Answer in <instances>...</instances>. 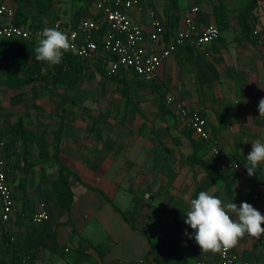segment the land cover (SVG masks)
Segmentation results:
<instances>
[{"label": "crops", "instance_id": "0c3cea01", "mask_svg": "<svg viewBox=\"0 0 264 264\" xmlns=\"http://www.w3.org/2000/svg\"><path fill=\"white\" fill-rule=\"evenodd\" d=\"M140 1L142 8L131 11L135 22L149 27V11L153 10L167 26L165 41L155 45L157 50L175 38L195 6L200 8L196 18L200 25H221L225 30L220 29V39L206 48L180 47L161 66L153 84H144L129 74L131 81L152 89L156 86L160 91L155 94L147 88L142 96L137 95L134 100L139 106L126 111L125 120L101 100L103 94L98 89L122 88L120 81L107 77L106 81L99 77L90 81L82 76L74 87L85 90L82 99H76L74 88L67 94H56L53 106L48 105L44 113L28 110L8 94L0 97V134L22 128L45 134L41 142L36 139L35 146L32 143V168V162L26 167L21 159L14 162L5 152L12 167L15 212L10 221L3 222L0 202V264H133L142 260L166 264L163 247L172 243L181 246L189 264L218 261L220 254L201 252L194 230L184 222L189 207L186 196L190 200L206 191L233 202L228 199L225 182L199 167V160L226 178L238 207L247 202L264 215V163L251 177L245 167L252 142H264V117H259L258 111L264 98V44L245 36L239 25V17L251 0H176L170 9L169 0ZM24 2H20L21 7L15 0H0V5L14 8L16 21L19 17L23 24L33 26L56 20L76 26L97 14L88 0H50L48 8H40L39 22L28 14H39V0ZM2 22L0 18V25ZM255 23L264 29L261 15L256 14ZM133 85L138 90L137 84ZM168 95L209 120L222 159L209 154L207 145L198 149L193 145L182 122L162 104L161 99L165 103ZM91 96L92 102L88 101ZM63 106L67 120L57 124L63 128L59 157L71 171L70 210L59 206L55 196L56 141L48 135L57 128L50 124L60 115L55 108ZM42 123L47 132L40 131ZM234 163L240 165L238 170L232 167ZM45 209L50 221L35 224L34 215ZM186 231L193 238L186 236ZM231 250L236 264H264V235L259 239L245 235Z\"/></svg>", "mask_w": 264, "mask_h": 264}, {"label": "built area", "instance_id": "2783aa9c", "mask_svg": "<svg viewBox=\"0 0 264 264\" xmlns=\"http://www.w3.org/2000/svg\"><path fill=\"white\" fill-rule=\"evenodd\" d=\"M95 8V17L83 19L76 26H66L62 21L41 27L33 25H19L16 22V11L6 5H0V38L5 40L25 41L37 43L38 34L45 28L55 27L69 35L79 50L77 55L83 61L86 70L83 77L95 71L100 66L105 77L112 79L119 75L134 74L144 84H153L157 81L158 71L161 66L176 54L180 47L195 45L206 48L218 41L221 30L218 26L200 25L196 18L200 8L195 6L185 16L183 25L177 29L175 38L167 46L157 50L155 45L165 41L168 33L167 26L157 13L149 11L151 21L149 27L137 23L131 16L134 8L141 9L140 0H88ZM264 18V0H256L255 12L249 19L252 27L250 37L260 44H264V29L257 26L255 16ZM150 44V46H148ZM166 106L178 116L184 127H187L199 144L207 145L213 157L222 159L220 144L210 130L209 120L198 110L191 109L174 95L166 97ZM5 142H0V202L1 218L3 222L10 221L15 212V200L10 175L12 167L7 161ZM238 170V163L232 164ZM259 199V197L256 196ZM50 214L45 209L33 217L35 224L50 221ZM23 264H28L23 261ZM133 264H154L145 260ZM198 264H236L232 250L226 256L220 254L215 262L201 261Z\"/></svg>", "mask_w": 264, "mask_h": 264}, {"label": "rangeland", "instance_id": "374dc122", "mask_svg": "<svg viewBox=\"0 0 264 264\" xmlns=\"http://www.w3.org/2000/svg\"><path fill=\"white\" fill-rule=\"evenodd\" d=\"M16 4L18 6L22 7V4L25 5V0H15ZM22 4H21V3ZM32 2V1H31ZM177 1L176 0H169L168 1V7H172V4L174 5ZM50 0H39L37 6V10L39 11V14L36 15L33 12H29L30 16H33L37 21V16H40V8H48L49 7ZM241 17H239V21H241ZM40 22V21H39ZM38 25H41L38 23ZM240 25V23H239ZM220 27L222 31L225 30V27L221 25H217ZM241 27V25H240ZM5 44L7 46V49L0 53V97H4L5 95H10V99L13 98V102H16L17 104L24 103L28 110L36 109L39 113H44L46 111V108L49 107L53 102L56 101V96L58 94H67L70 92L77 84L80 83V80L77 79V75L71 76L70 78V84H66L63 81V78L60 76L62 68L66 64L65 57L62 58V61L58 65H50L44 62H38L35 60V47L28 45V46H20V42H7L4 39L0 38V47L1 45ZM25 45V44H24ZM66 54V53H65ZM64 54V55H65ZM101 70L92 72L93 74L90 75L89 79L90 81L95 80V78L99 77L100 79H104L103 81H106L105 76H102ZM100 72V73H99ZM83 80V79H82ZM109 81V80H108ZM113 82H118L116 79L112 80ZM122 85V88L120 87L117 90H110V89H98L99 94H103L101 97L102 102L104 103V106L107 107L113 112L119 111V119L125 120L126 111H130L133 107H138V103L134 100L137 99L138 96H142L143 91H147V87L144 85H139L138 82L131 81L129 79V85L125 86L122 84V82H119ZM131 83V84H130ZM137 84L138 90H134V85ZM93 85L90 84L89 87H92ZM133 87V90H132ZM93 88V87H92ZM144 88V89H142ZM127 89V90H126ZM74 91H77V98L78 100L82 99L80 98V95L83 91L82 88H74ZM95 88L91 90L92 93H94ZM118 92V96L115 95V92ZM151 91L155 94L158 93V90L152 89ZM87 93V92H86ZM55 94V95H54ZM57 94V95H56ZM2 95V96H1ZM12 95V96H11ZM90 99L93 98L92 96L89 97ZM87 98V99H89ZM92 102L91 100H88ZM110 101L108 104L105 102ZM162 104H164L163 99L161 100ZM63 103V100H62ZM49 105V106H48ZM63 105V104H62ZM53 106V104H52ZM51 106V107H52ZM66 106V103L64 104ZM60 108L56 107L55 111H60V115H57V119L54 123H50L53 125L52 127H57L58 125H61V123L65 124L67 117H66V108ZM3 108L0 107V111ZM51 109V108H50ZM54 109V107L52 108ZM54 119V118H53ZM56 124V126H55ZM43 127H46V124L42 123L40 125V131L42 133L47 132V130H44ZM52 128V129H53ZM59 130V126L55 129L49 132L48 135H50L51 141L56 140L55 138V132ZM45 137V134H35V140L33 142V146H35L36 139H38V142H41L42 138ZM53 142V143H54ZM44 143H46V139H44ZM32 144L28 145L26 148L23 146L22 143H15L8 145V155L11 160L14 162L21 159L25 163V166L28 167L29 163L32 162V159L29 156H32ZM199 159V158H198ZM202 161V162H201ZM207 162L203 160L198 161V166L202 167L205 164V168L208 167L210 170L216 172L219 174L215 169H213L210 165L206 166ZM34 166V163L32 162L30 165ZM202 167V168H204Z\"/></svg>", "mask_w": 264, "mask_h": 264}, {"label": "clouds", "instance_id": "9594fccd", "mask_svg": "<svg viewBox=\"0 0 264 264\" xmlns=\"http://www.w3.org/2000/svg\"><path fill=\"white\" fill-rule=\"evenodd\" d=\"M78 51L68 34L52 27L38 34L34 57L38 62L58 65L65 53L77 54ZM258 111L259 117H264V98L259 101ZM246 160L247 174L251 177L264 163V142H252ZM185 200L189 207L184 222L194 230V240L202 253L226 256L245 235L255 239L264 235V215L247 202L238 207L236 203L224 202L206 191H200L194 199L189 200L186 196ZM185 235L193 238L187 231Z\"/></svg>", "mask_w": 264, "mask_h": 264}, {"label": "trees", "instance_id": "16d2710c", "mask_svg": "<svg viewBox=\"0 0 264 264\" xmlns=\"http://www.w3.org/2000/svg\"><path fill=\"white\" fill-rule=\"evenodd\" d=\"M255 4H256V0H251L250 5L244 10V12L242 14V19L240 21L243 34H245V36H247V37H249L251 35L250 33H252V27L248 24V19L255 12ZM16 22L19 25H22L24 23L23 20H21L19 17H18V20ZM41 26H43V25H34V27H41ZM167 40H168V38H167ZM6 41L11 42V43L15 42L13 40H6ZM20 43H23V44H20V46H22V47L28 46V45H31L34 47L37 46L35 43H32V42H20ZM6 49H7V46L5 44L1 45L0 53H3ZM65 59H66L65 60L66 64L62 68V71H61L62 74H60V76L63 78L64 83L70 84V82H71L70 78L72 79L71 76H75V75H77L76 77L78 80H81V78H83L82 77L83 72H84V70H86V67L83 65V62L81 61L79 56L77 54H73L72 52H67L65 54ZM99 68H100V66H99ZM103 74L106 75L105 73H103ZM90 75H88L86 77L89 78ZM128 75L129 74L123 73V74L119 75L118 77L112 78L110 80L116 79L117 81L122 82V84H124L125 86H128L129 85V76ZM153 89L160 91L158 89V87H156V86ZM163 101H164V99H163ZM164 106L168 107V106H166L165 103H164ZM169 112H171L172 114L174 113L170 108H169ZM173 115H175V114H173ZM175 116L178 118L177 115H175ZM183 131L193 141V145L197 149H198L199 145L201 147H203L201 144L195 143L196 141L194 139H192V132L187 127H185ZM62 134H63V128H60L58 131L55 132V138H56L55 141L56 142L54 145L53 160L55 161V164L58 166V179L55 182L54 188H55V192H56L55 196L57 197V201H58L59 206L65 208L67 210H70L71 204L73 202V196H72L73 193H72V190L70 188V173H71V171L62 163V161L59 157V155L61 153ZM34 140H35V134L31 133V131H29L25 128H22L21 130H19L17 132L0 134V142H5L7 154L9 153L8 145H11V144L13 145L15 143H22L23 146L26 148L29 144H32L34 142ZM7 161L9 162V160H7ZM204 166H205V164H204ZM204 166L202 165V167H204ZM204 170H206L213 177L221 179L225 182L226 193H227L228 199L235 202L234 198L232 196V193H231L232 188H231L229 182L226 180V178L224 176H222L221 174H217L216 172L210 170L208 167H206V168L204 167ZM163 248H164V251L166 253V264H189L181 246L178 243L168 244V245H165Z\"/></svg>", "mask_w": 264, "mask_h": 264}]
</instances>
